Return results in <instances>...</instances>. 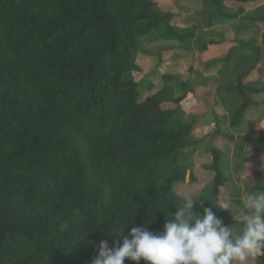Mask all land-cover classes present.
Here are the masks:
<instances>
[{"label":"trees","instance_id":"16d2710c","mask_svg":"<svg viewBox=\"0 0 264 264\" xmlns=\"http://www.w3.org/2000/svg\"><path fill=\"white\" fill-rule=\"evenodd\" d=\"M252 1L203 3L217 23L247 27L264 21L262 11L244 14ZM173 18L153 0H0V264H91L102 240L112 246L121 233L122 244L134 224L160 232L172 217L187 175L180 152L196 124L186 116L210 81L190 68L185 79L164 74L144 96L154 84L136 78L135 60L144 41L193 37ZM262 48L264 33L260 44L229 47L214 84L232 110L213 134L234 141L244 132L253 152L264 134L245 112L264 103ZM253 70L257 80L248 79ZM210 154L194 210L203 211L202 198L238 227L213 205L231 175L225 153L211 146ZM259 179L254 192L264 191V167ZM254 264H264V251Z\"/></svg>","mask_w":264,"mask_h":264},{"label":"rangeland","instance_id":"374dc122","mask_svg":"<svg viewBox=\"0 0 264 264\" xmlns=\"http://www.w3.org/2000/svg\"><path fill=\"white\" fill-rule=\"evenodd\" d=\"M153 1L160 9L174 15L173 24L192 31L194 35L183 41L160 35L141 43L135 60L139 67L136 78L145 76L154 84L153 89L146 91L144 96L161 87L164 74L185 79L190 68L193 76L208 78L210 81L207 88L197 90L186 116L188 120H195L196 124L191 144L180 152L179 164L187 175L185 184L177 186V190L198 189L210 178L205 167L211 162L210 147L213 146L225 153V165L231 175L220 188L216 203L228 202L231 207H236L245 193L254 192L251 187L260 182L259 172L264 167V141L253 152L245 140L244 132L235 133L234 141L213 134L218 124L229 126L228 115L232 110L228 107L229 103L216 94L214 84L218 80L220 61L228 53L229 47L241 40L253 39L258 44L261 43L264 21H253L247 27H241L239 19L231 23H217L210 17L211 12L205 8L204 0ZM227 3L231 5L230 1ZM245 8L244 14L257 15L259 11L264 12V0L249 2ZM204 44H208L205 51L200 49ZM259 64L263 66L264 80V48ZM258 73V70H253L248 79L257 80ZM245 124L264 134V103L246 109ZM190 174L194 177L192 182H189ZM199 192L200 190L195 194ZM198 200L199 198L195 202ZM222 210L233 219L230 209ZM247 264H254V258H250Z\"/></svg>","mask_w":264,"mask_h":264},{"label":"clouds","instance_id":"9594fccd","mask_svg":"<svg viewBox=\"0 0 264 264\" xmlns=\"http://www.w3.org/2000/svg\"><path fill=\"white\" fill-rule=\"evenodd\" d=\"M204 187L176 191L181 203L173 204L176 210L165 219L162 231L134 224L122 244L118 240L121 233L111 236L112 246L102 240L91 264H124L126 258L136 264L141 259L146 264H247L264 251V191L245 193L236 207L228 202L212 203L231 210L239 222L234 228L225 225L212 207H205L202 198L203 211L194 210L199 198L195 193Z\"/></svg>","mask_w":264,"mask_h":264}]
</instances>
